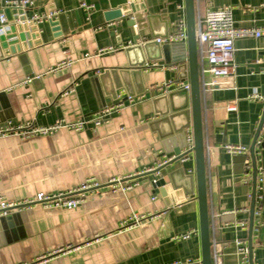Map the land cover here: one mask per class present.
Returning <instances> with one entry per match:
<instances>
[{
    "label": "crops",
    "instance_id": "obj_1",
    "mask_svg": "<svg viewBox=\"0 0 264 264\" xmlns=\"http://www.w3.org/2000/svg\"><path fill=\"white\" fill-rule=\"evenodd\" d=\"M0 0V10L6 7ZM26 11L50 15L34 24L21 52L0 58V125L34 123L49 127L57 121L75 123L89 117L107 101L96 96L92 79L104 70L126 68L124 47L152 37L150 29L135 27L110 32L105 21L109 0H32ZM147 16H156L154 31L163 25L171 33L185 18L184 0H144ZM82 4L93 6L91 11ZM197 22L205 11L230 7L234 26L264 27V0H195ZM51 21L57 23L56 28ZM60 35V36H59ZM235 88L202 92L203 131L206 149V184L209 202L210 235L222 247L223 264H239L235 240L244 239L249 248V222L253 182L242 178L252 170L250 146L263 117L264 37L241 38L234 42ZM113 47L115 53L100 54ZM176 55L173 53V57ZM70 59V68L52 72L58 63ZM160 65L138 75L118 73L132 91H140L134 104L127 101L108 120L94 126L87 123L81 132L58 129L49 136L30 138L0 137V202L22 204L38 193L67 194L86 180L99 184L86 193L84 203L68 210L34 204L18 207L0 215V264H173L201 260L196 184L193 194L184 189L171 190L167 198L152 194L145 171L153 169L171 155L162 157L160 109L153 104L155 95L167 94L155 86L168 80L188 83L181 78L176 64ZM182 64L186 61L181 62ZM105 83L112 81L108 76ZM108 86V84H107ZM72 89V91H71ZM108 90V88H107ZM182 90V89H179ZM124 100L126 91H117ZM134 94V93H132ZM183 103V97L175 98ZM236 102L237 111L227 113L226 105ZM111 101L107 104H116ZM191 124V115L180 123ZM186 128L183 133L186 135ZM255 144V165L264 168V121ZM244 146L247 155H231L223 146ZM183 167L186 175L195 173L194 156L162 169L168 175ZM176 183L184 185L181 175ZM122 180L110 185L111 180ZM136 185V186H135ZM131 186V189H127ZM154 198V199H153ZM262 212L253 216L248 264H264V184ZM133 216H139L135 223ZM246 222L245 230L234 225ZM227 224V225H226ZM195 231L188 241H171L174 234Z\"/></svg>",
    "mask_w": 264,
    "mask_h": 264
},
{
    "label": "water",
    "instance_id": "obj_2",
    "mask_svg": "<svg viewBox=\"0 0 264 264\" xmlns=\"http://www.w3.org/2000/svg\"><path fill=\"white\" fill-rule=\"evenodd\" d=\"M195 0H184V13H185V30L187 32V38L184 43H167L159 44L156 39H166L173 32H169L167 27L163 25L161 31H154L156 16L146 14V7L144 0H109V10L104 14L105 21L110 24L118 25L111 29L110 32L115 29L121 30L124 27L133 28L141 31L144 29H150L152 37L144 42L138 43V36L135 37L132 45L123 48V52L126 57V68L124 70H116L110 72L104 70L97 77L92 79L94 90L97 98L103 100V95L108 99L104 104L100 105L104 107L111 101H116L117 91L124 89L126 95L134 97L141 94L143 91H132L131 84L126 79L122 80L121 77H117L131 73V75H140L145 67L146 63L163 61L167 64H176L181 78H188L189 90L182 89L174 92H170L167 95H155L153 104L157 106L159 113L158 116L163 117L160 123L165 124V128L160 129L161 148L163 153L162 157L173 154L175 159L169 162L170 165L180 164L182 158L181 152L185 147V134L183 131L186 128H191L193 133V156L195 173L193 175H186L183 167L178 170H173L168 175L169 182L167 183L164 177H160L155 184H151L154 175L148 173L149 184L152 185L153 193L159 194L162 198H167L169 192L178 189H184L183 196L188 197L193 194L191 182L195 181L196 195L195 199L198 201V218H199V235H200V252L201 260L200 264H212V238L210 235V223L209 218V202L207 201V184H206V149H205V132L203 131V115H202V90L201 81L199 77V64H198V47L196 46V25H197V13L195 8ZM3 13L7 18V21L11 23L8 29L0 34V58L9 57L13 54L21 52L22 49L30 47V44H24L28 37L33 35L36 31V26L33 22L27 21V16L23 10L20 9H4L0 10V14ZM51 25L57 30V23L51 21ZM60 36V35H59ZM173 53L176 55L173 57ZM186 61L182 64L181 62ZM113 75L111 82L108 80V86L105 83L106 78L109 79V75ZM108 88V90H107ZM134 93V94H132ZM264 96V88L262 90ZM183 97V103H179L175 98ZM191 115V124L188 122L185 125L180 123L182 116ZM264 121L263 117L255 138L250 146V160L252 165V203L250 208V222L248 228L249 234V251L251 245V231L253 228V209H254V188H255V144L261 133V128ZM164 167H162L163 169ZM176 175H181L184 185L176 183ZM251 252V251H250Z\"/></svg>",
    "mask_w": 264,
    "mask_h": 264
},
{
    "label": "built area",
    "instance_id": "obj_3",
    "mask_svg": "<svg viewBox=\"0 0 264 264\" xmlns=\"http://www.w3.org/2000/svg\"><path fill=\"white\" fill-rule=\"evenodd\" d=\"M6 7L4 9H20L23 10L26 15V11L29 7L32 6V0H10L6 1ZM82 6L91 11L93 6ZM27 16V15H26ZM51 18L50 15H37L34 14L31 17H27V21L33 22V24L42 23L44 20ZM9 23L7 18L3 13L0 14V34L8 29ZM111 25V24H110ZM114 25V24H112ZM185 18L178 21L176 24V30L178 32L169 35L166 39L157 38L156 41L159 44L167 43H184L187 38V32L185 30ZM263 38L264 37V27H252V28H238L234 26L233 12L230 7H220L217 9H208L205 11V14L202 20H199L196 25V46L198 47V64H199V77L201 81V90L202 92L213 89H225L233 90L235 88V65L233 63V55L235 52L234 42L236 39L241 38ZM125 48V47H124ZM123 49V48H122ZM117 49L113 47H108L102 49L100 54L105 53H115ZM72 61L70 59H65L58 63L55 67L52 68V72H62L70 68ZM160 65L156 62L146 63L143 70L148 71L150 68H157ZM156 91L162 92V94H167L168 91L175 89H187L189 90V84L183 82H174L168 80L165 83L156 85ZM72 91V89H71ZM139 96L129 97L125 96L124 100L120 98V94H117L116 104H106L104 107H101L97 112L93 113L89 117H83L75 123H66L64 124L61 121H57L55 124L50 125L49 127H39L34 123H26L21 125L12 126L10 123L7 125H0V137L12 136V137H21V138H30L32 136H49L50 134L55 133L58 129L68 128L74 132H81L83 126L87 123H92L94 126H99L100 123L105 122L113 114H116L123 106L124 102L127 101L130 104H134L139 100ZM260 100L264 101L263 97L254 96L251 100ZM227 113H235L237 111L236 102H232L226 105L225 108ZM193 133L191 130H186L185 135V147L180 155V164L184 163L193 155ZM223 149L231 155H247L249 148L244 146H223ZM175 155H171L165 161L157 164L153 169L145 171V174L151 173L154 175L151 184L155 182L162 176V167H165L169 162L175 159ZM252 180V170L247 171L243 178L242 182L249 184L248 182ZM122 180H111L109 181L110 185L119 184ZM150 184V185H151ZM264 184V168L256 167V176H255V188H254V209L253 216L257 217L262 212V190ZM151 185V186H152ZM136 186V185H135ZM99 184L91 179H88L71 191H68L67 194H52L51 196L44 195L43 193H38L35 195L32 200H25L22 204H12L6 202H0V215L6 214L8 211L17 209L18 207H29L34 204L43 205L46 208H57L59 210H68L76 208L84 203L86 198V193L90 190H97ZM127 189H131V186H127ZM252 195H249L251 198ZM154 199V198H153ZM139 216H133L132 220L137 223L140 221ZM227 225V224H226ZM247 226L246 222L240 221L234 225L236 230H245ZM194 230H190L186 233L174 234L170 238L171 241L176 243L188 241L195 235ZM236 254L239 260V264H248V247L244 239L235 240ZM212 264H223V252L222 247L212 241ZM173 264H200L198 262H193L192 260L187 262H173Z\"/></svg>",
    "mask_w": 264,
    "mask_h": 264
}]
</instances>
